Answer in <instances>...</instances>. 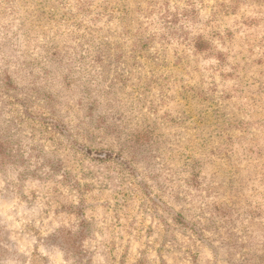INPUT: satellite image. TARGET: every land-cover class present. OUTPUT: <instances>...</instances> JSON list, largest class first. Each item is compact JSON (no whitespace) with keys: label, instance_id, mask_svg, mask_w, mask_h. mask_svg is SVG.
<instances>
[{"label":"rangeland","instance_id":"1","mask_svg":"<svg viewBox=\"0 0 264 264\" xmlns=\"http://www.w3.org/2000/svg\"><path fill=\"white\" fill-rule=\"evenodd\" d=\"M0 82V264H264V0H0Z\"/></svg>","mask_w":264,"mask_h":264},{"label":"trees","instance_id":"2","mask_svg":"<svg viewBox=\"0 0 264 264\" xmlns=\"http://www.w3.org/2000/svg\"><path fill=\"white\" fill-rule=\"evenodd\" d=\"M198 47L201 49H205L206 44L205 42L199 43ZM5 77V84L8 86H11V76L9 74L4 75ZM4 82V80H2ZM2 82H0V88ZM8 88V87H6ZM25 150H23L22 145H20L18 142L13 141L9 135L1 133L0 134V166H4L5 164L12 163L11 158H14L15 163L17 165H23L25 164ZM81 223H85L82 221ZM86 227L83 226L81 229V232H84V229ZM65 237L66 243L70 242V240L73 238V235L71 232H67L63 235Z\"/></svg>","mask_w":264,"mask_h":264}]
</instances>
